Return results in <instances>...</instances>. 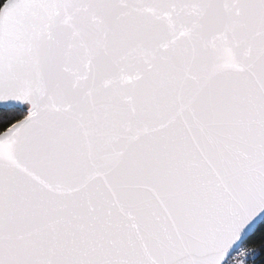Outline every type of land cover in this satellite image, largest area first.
Returning a JSON list of instances; mask_svg holds the SVG:
<instances>
[{"label":"snow or ice","instance_id":"1","mask_svg":"<svg viewBox=\"0 0 264 264\" xmlns=\"http://www.w3.org/2000/svg\"><path fill=\"white\" fill-rule=\"evenodd\" d=\"M0 264H264V0H4Z\"/></svg>","mask_w":264,"mask_h":264},{"label":"trees","instance_id":"2","mask_svg":"<svg viewBox=\"0 0 264 264\" xmlns=\"http://www.w3.org/2000/svg\"><path fill=\"white\" fill-rule=\"evenodd\" d=\"M3 2H4V0H0V5H2V4H3Z\"/></svg>","mask_w":264,"mask_h":264}]
</instances>
